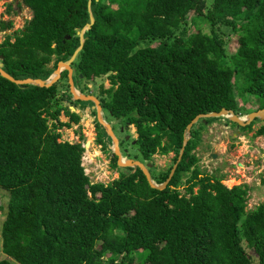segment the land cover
<instances>
[{
    "label": "trees",
    "instance_id": "trees-1",
    "mask_svg": "<svg viewBox=\"0 0 264 264\" xmlns=\"http://www.w3.org/2000/svg\"><path fill=\"white\" fill-rule=\"evenodd\" d=\"M21 3L32 16L0 43V61L14 78L45 80L79 46L78 31L90 22L88 0ZM90 10L94 22L71 64L75 86L108 75L100 105L136 127L141 158H135L149 162L156 153L174 152L166 170L150 169L156 183L168 177L197 114L222 108L238 114L234 89L264 108V0H91ZM11 27L0 21V30ZM229 32L237 38L233 52ZM65 35L70 38L63 41ZM65 101L90 102L73 100L66 70L50 87L17 85L0 75L7 257L18 264H264V202L246 209L247 185L229 188L195 166L191 151L203 120L191 127L164 189L151 188L139 168L123 172L113 152L119 176L104 184L85 174L83 144L61 138L60 129L80 119ZM61 112L68 122L59 119ZM253 135H264V123ZM0 264L12 263L4 258Z\"/></svg>",
    "mask_w": 264,
    "mask_h": 264
},
{
    "label": "rangeland",
    "instance_id": "rangeland-1",
    "mask_svg": "<svg viewBox=\"0 0 264 264\" xmlns=\"http://www.w3.org/2000/svg\"><path fill=\"white\" fill-rule=\"evenodd\" d=\"M206 3H211V0H206ZM32 13L29 8L22 5L21 0H0V21H11L12 27L6 30H0V43L4 40L6 35L12 34L16 30L24 27L26 22L31 18ZM192 25V24H190ZM200 28L205 32H209V27L206 24L200 23ZM193 31V26L190 27ZM188 30V31H189ZM231 33L229 40V51L233 52L237 47V38L234 33ZM13 41V38L11 39ZM53 60L48 64L52 67ZM53 73V72H52ZM49 75V77L52 75ZM78 90L83 94H93L96 97L101 95V88L110 87L108 75L99 76L90 81L79 80L77 83ZM82 90V91H81ZM65 90H60V94ZM237 90L234 89L235 101L239 108L238 116L246 117L248 112L256 110L257 101L255 102L254 96L249 93H243L242 97L237 95ZM102 96V95H101ZM83 103V104H82ZM76 105H71L70 102H63V106H68L70 111L79 115L80 119L77 123L69 122L70 127H63L60 129L61 138L69 142H80L83 145L88 143V147L84 148L81 157L82 165L89 176L91 182H102L104 184L112 182L119 176V169L112 167L111 143L108 140L107 133L102 126H97L94 120V111L89 112L90 106L93 103L82 102ZM94 106V105H93ZM236 109V111L239 110ZM104 118L108 121L112 120V116L104 109ZM62 122H68L69 117L65 116L62 112L59 116ZM209 122L204 121L198 123V137L196 138V146L192 149L191 153L195 154L198 161L197 166L200 173H209L214 176L221 177L223 184L227 182L229 188L235 185H247L248 195L246 200V209H252L261 202H264V135L255 136L254 131L263 124L264 120L255 119L252 121L251 129H244L238 126L235 122L228 120L225 117H214L207 119ZM124 123L122 120L113 124V129L117 137L122 140V148H128L130 156L140 155L136 151L135 144L132 139H126L125 136L118 130V124ZM95 126L99 128V134L103 142L107 145L104 150L102 143L98 141L96 136ZM136 129L131 126L130 134L132 138H136ZM124 136V139H123ZM195 139V138H194ZM174 152L168 154L156 153L153 155L151 162V171L159 173L166 170L173 161ZM215 155V157H213ZM194 167V166H193ZM198 186L194 188L196 191ZM227 188V187H226ZM181 192L183 190L181 189ZM8 193L0 189V260L7 258L12 264H18L12 258L7 257L2 251V237L1 227L4 220V211L6 210ZM245 245V244H244ZM246 250L253 255V260L256 261V255L253 250L249 249L246 245ZM109 256V255H108Z\"/></svg>",
    "mask_w": 264,
    "mask_h": 264
},
{
    "label": "water",
    "instance_id": "water-1",
    "mask_svg": "<svg viewBox=\"0 0 264 264\" xmlns=\"http://www.w3.org/2000/svg\"><path fill=\"white\" fill-rule=\"evenodd\" d=\"M90 1L91 0H88V4H87L88 11L90 12V15H89L90 22L88 24H86L81 30L78 31L79 46L75 49V51L73 52V54L70 56V58L68 60L58 61L57 66L53 70V73L50 77H48L45 80L40 79V78H31V77H27V78H23V79H17V78H14L12 75H10L9 73H7L4 70L3 63L1 61H0V75L2 77L6 78L7 80L17 84V85H36V86H40V87H50L60 78L61 72L63 70H66L67 71V82H68V87H69V93L71 94L73 100L90 101L93 103L94 106H92V109L95 108L96 121L104 128L105 132L107 133V136L111 140V148H112L113 154L116 156L117 166H119L121 168L129 167V168H132L133 171H135L137 168H139L143 172V174L145 175V178H146V180H147V182L151 188L162 190L168 184L170 178L172 177V175L175 171V168H176L178 162L181 159L182 153L184 151V147H185L188 139L190 138L191 127L194 124H196L199 120L205 121L208 118L225 117L228 120L235 122L240 127H244L246 125H249L254 119L264 120V108H260V109H256L254 111L248 112L246 114V117H243V118L238 116L234 111L227 110L225 108H222L220 111H212L209 113L197 114L187 124V126L185 128V134H184V138L182 141V146L179 150V154L177 156L176 162L172 165V168L168 174V177L162 183H156L151 178V173H150V167L152 165L151 162H145V161L142 162L140 160H134V159L125 158L124 156H122L121 151H120V147H119V139L117 138V136L112 131L110 124L104 120V117L102 114V107L100 105L99 99L91 93H89V94L81 93L75 86L74 79H73L75 69H73L71 67V64L75 60L78 52L81 50V48L84 44L83 34H84L85 30L89 29L91 27V24L94 22V17L91 14V10H90ZM69 38H70L69 35H65L63 41H65V39H69ZM78 76L80 79L83 78L82 74H79ZM126 138H129V136H126ZM133 143H135V141H133ZM87 147H88V142H86V144L84 145V148H87ZM213 157H215V155H213Z\"/></svg>",
    "mask_w": 264,
    "mask_h": 264
},
{
    "label": "flooded vegetation",
    "instance_id": "flooded-vegetation-1",
    "mask_svg": "<svg viewBox=\"0 0 264 264\" xmlns=\"http://www.w3.org/2000/svg\"><path fill=\"white\" fill-rule=\"evenodd\" d=\"M97 98L99 99V98H101V95H98L97 96ZM93 106V105H92ZM92 106H90V110H89V112H91V111H94V114H95V108H93L92 109ZM102 114H104V109H102ZM104 117V116H103ZM94 120L96 121V118H94ZM104 120L106 121V122H108L109 124H110V126H111V129H112V131L114 132V134H115V131H114V129H113V124H116V122H119V121H121V118L119 119V118H114L113 116H112V120L111 121H108V120H106L105 118H104ZM255 120V119H254ZM253 120V121H254ZM262 123H264V122H262ZM131 126H133L135 129H136V127L134 126V124H132V123H128V122H124V123H120V124H118V130L120 129V132L125 136V134L127 135V136H129V138L130 139H132V141H135L136 142V138H137V136H136V138H132V134L133 133H135V132H132V134H130L131 132H130V127ZM95 129H96V131H95V133H96V136L99 134V128L97 127V126H95ZM136 131V130H135ZM136 134H137V132H136ZM107 135V134H106ZM116 135V134H115ZM124 136H123V139H124ZM109 138V137H108ZM118 139H119V147H120V151H121V154H122V156H124L125 158H131V159H134V160H140L141 161V159H139V158H135V156H130V151L128 150V148H122L121 147V145H122V140H121V138H119V137H117ZM129 138L127 139V140H129ZM102 139V138H101ZM110 143H111V141H110ZM133 144H136V143H133ZM143 162V161H142ZM119 167V166H118ZM121 168V167H120ZM126 168H129V167H126ZM123 169L122 171L123 172H125V173H127V169ZM136 171V170H135ZM130 172H134L133 171V169L130 171Z\"/></svg>",
    "mask_w": 264,
    "mask_h": 264
},
{
    "label": "built area",
    "instance_id": "built-area-1",
    "mask_svg": "<svg viewBox=\"0 0 264 264\" xmlns=\"http://www.w3.org/2000/svg\"><path fill=\"white\" fill-rule=\"evenodd\" d=\"M83 166V165H82ZM84 167V166H83ZM84 172H85V174L87 175V173H86V171H85V169H84Z\"/></svg>",
    "mask_w": 264,
    "mask_h": 264
},
{
    "label": "crops",
    "instance_id": "crops-1",
    "mask_svg": "<svg viewBox=\"0 0 264 264\" xmlns=\"http://www.w3.org/2000/svg\"><path fill=\"white\" fill-rule=\"evenodd\" d=\"M78 88V87H77ZM108 138V137H107ZM102 141H103V139H102Z\"/></svg>",
    "mask_w": 264,
    "mask_h": 264
},
{
    "label": "clouds",
    "instance_id": "clouds-1",
    "mask_svg": "<svg viewBox=\"0 0 264 264\" xmlns=\"http://www.w3.org/2000/svg\"><path fill=\"white\" fill-rule=\"evenodd\" d=\"M83 147H84V145H83ZM82 164V163H81Z\"/></svg>",
    "mask_w": 264,
    "mask_h": 264
},
{
    "label": "bare ground",
    "instance_id": "bare-ground-1",
    "mask_svg": "<svg viewBox=\"0 0 264 264\" xmlns=\"http://www.w3.org/2000/svg\"><path fill=\"white\" fill-rule=\"evenodd\" d=\"M89 143V142H88Z\"/></svg>",
    "mask_w": 264,
    "mask_h": 264
}]
</instances>
